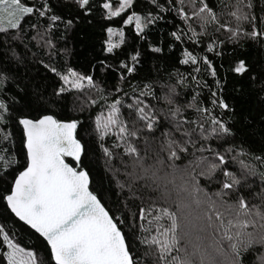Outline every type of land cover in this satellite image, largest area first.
<instances>
[{
  "label": "snow or ice",
  "instance_id": "obj_1",
  "mask_svg": "<svg viewBox=\"0 0 264 264\" xmlns=\"http://www.w3.org/2000/svg\"><path fill=\"white\" fill-rule=\"evenodd\" d=\"M146 2L151 10L142 13L136 10L138 0H102L98 5L94 0H68L74 16L63 19L52 13L48 0H40L38 6L26 5L22 0H0V32L25 31L22 21L36 15L37 23L30 25L32 34L27 38L51 57L56 49L52 32L61 24L65 31L71 29L75 19L89 16L99 7L104 19L119 18L115 22L133 26L135 37L146 40V29L161 18L159 13L169 10L161 0ZM167 2L172 4L173 0ZM190 4L194 9L191 15L185 11L184 0H179L175 11L186 23L193 17L199 20V32L188 24L187 39L193 44L203 42L209 25L227 33L229 42L246 38L264 44V14H254L253 0H235L228 12L231 20L223 22L206 0H190ZM220 4L229 7L224 0ZM40 18H46V27L39 25ZM104 30L107 38L102 51L112 54L118 65L99 61L101 72H118L111 93H106L92 74L71 67L61 72L41 60L43 67L58 78L59 87L47 97L33 92L27 99L25 89L17 84L19 93L24 94L18 99L19 93L9 94L15 77L7 68L0 70V179L14 171L12 180L0 192V200L50 249V256L37 259L0 227V237L7 246L3 259L7 264H264V156L253 157L259 170L238 159L247 153L237 152L230 144L234 133L224 117L231 118L236 112L223 95L224 84L213 62L183 49L179 63L196 66L193 73H200L202 63L215 87L193 74V82L208 88L209 102L204 104L197 94L181 100L178 89L189 86L183 74L170 73L171 83L162 77L133 83L141 52L126 54L120 60L117 50L125 44L124 27L108 26ZM170 36L182 41L183 30L173 31ZM148 48L152 53L163 51L151 43ZM205 50L222 55L213 37H208ZM12 56L17 63H23L15 51ZM33 59H38L36 54ZM228 72L243 77L251 68L245 60L237 59ZM251 79L255 81L256 77ZM259 91L264 92V75L260 77ZM72 92L80 94L78 100L84 96L81 104L101 108L94 120L98 148L118 194H123L127 216L117 214L121 212L119 204L117 212H112L90 190V171L84 163L86 148L77 133L79 121L62 119L54 111L58 100ZM21 100L26 102L21 104ZM18 105L37 115L17 111ZM11 124L17 126L18 135L10 130ZM109 139L111 146L107 145ZM17 140L22 153L15 151ZM230 157L238 161L239 175L230 170ZM249 177L260 179L259 192L248 183ZM210 185H215L214 191L208 190Z\"/></svg>",
  "mask_w": 264,
  "mask_h": 264
},
{
  "label": "trees",
  "instance_id": "obj_2",
  "mask_svg": "<svg viewBox=\"0 0 264 264\" xmlns=\"http://www.w3.org/2000/svg\"><path fill=\"white\" fill-rule=\"evenodd\" d=\"M48 2L52 13L62 15L63 19L74 16V11L68 6V0H48ZM101 2L102 0H94L97 5ZM206 2L221 17V22L231 20L228 12L232 10L231 5L235 3V0H224V4H228L229 7H224L220 4V0H206ZM22 3L29 6H38L40 0H22ZM161 3H164L169 10L159 13L161 18L146 29V40H140L135 37L133 26H123L122 22H115L119 18H115L114 21L104 19L103 10L99 7L94 8L89 16H81L75 19L71 29L65 31L63 24H61L52 32V39L56 44V49L51 57H49L46 50L38 49L35 42H30L27 38L29 34H32L30 25L37 23L38 18L36 15L26 17L22 21L25 31L9 29L7 32H0V70L7 68L10 71V75L15 77V83L9 86V94L19 93V88L16 87L17 84H19L20 88L25 89L28 94L27 99L32 98L33 92L37 96L43 94L47 97L52 93L53 88L59 87L58 78L43 67L41 60L43 63L56 67L61 72L65 71L67 67H71L78 72L92 74L100 82L105 92L111 93L116 86L118 72H114L112 69L101 72L99 61L105 60L106 63L113 64L116 67L118 65L112 54H106L102 51L103 41L107 38V33L104 29L108 26L114 28L124 27L125 44L121 45V49L117 50L119 59L123 60L126 54L134 53L137 50L141 52V62L137 65L138 75L136 80L132 81L133 83L148 82V79H161V77L164 81L171 83L172 81L168 80V75L179 72L186 77V82L189 85L187 88L178 89L181 92V100H188L193 94H197L204 104H208V88L198 86L191 80V75L194 74L198 80L206 81L209 87L212 88L215 87L214 80L205 72L202 63L200 65V73H193V68L196 66L190 64L181 65L179 59L183 49L187 48L193 54L207 56L213 62L218 76L224 84L223 95L236 112V115L231 118H229V115L224 117L229 121L234 133L233 138L230 139V144L237 152L243 151L247 153V155H242L238 159L244 160L245 163L256 165L259 170V165L253 160V157L264 156V104L261 103V97H264V92L259 91L260 77L264 75V44L246 38L229 42L227 33L216 31V25H209L207 29L208 36L202 38V43L193 44L187 39V36L190 35L188 24H191L199 32V20L195 17L191 18L188 23L182 20L175 11V8L179 7V0H173L172 4H168L167 0H161ZM217 5L220 6L218 7ZM262 5H264V0H253L254 14L257 17L264 14L261 12ZM183 6L185 11L191 15L194 9L190 4V0H184ZM136 10L143 13L151 10V6L147 4L146 0H138ZM154 14L156 13L154 12ZM232 24L235 26V21H232ZM39 25L46 27V18H40ZM244 27L247 28V25H244ZM178 29L183 30L184 38L182 41H174L170 36L171 32ZM13 36H24L25 38L23 40H14L12 39ZM208 37H213L217 40L218 50L222 53L221 56L206 52ZM219 41H224V43L220 44ZM148 43L161 47L163 51L161 53H152L148 48ZM26 44L28 45L27 49L25 48ZM170 44L171 48H169ZM13 51L22 57V64L17 63L13 59ZM33 54H36L38 59H33ZM237 59L245 60L251 68V72L243 77L229 73L230 65ZM253 76L256 77L255 81L251 79ZM125 91H128L127 87H125ZM157 94H159L158 89ZM23 95V93H19L18 99ZM78 95L80 94L75 92L65 93L58 100L54 111L62 119L74 118L79 121L77 133L78 138L82 139L86 148L84 163L90 171V190L97 193L105 206L112 212H117L119 204L121 212L117 214L127 216V212L123 210V194H118V189L112 180L111 173L106 171L102 153L98 148L94 131V120L101 108L99 105L90 106L86 102L81 104L80 100H83L84 96H80V100H78ZM91 95L93 98L96 97L95 92ZM25 102L26 100H21V104ZM81 108L83 109L82 111ZM17 111L24 112L27 115H37L36 111L21 108L19 105L17 106ZM122 111L125 110L122 109ZM10 130L14 133V136L18 135L15 124L10 125ZM111 143L112 141L109 139L107 145L111 146ZM212 143L215 146L216 142L212 141ZM225 147H228V145H225ZM15 151L17 153L23 152L18 140L15 144ZM235 154V152L232 153V155ZM19 159L23 163L24 156L21 154ZM229 168L236 171L238 175L241 171L238 161H231V157L229 158ZM13 174L14 171L0 179V192H3L7 182L12 180ZM248 183L254 191L259 192L261 181L258 177H249ZM201 185L205 186L202 178ZM208 190L214 191L215 185L208 186ZM253 202L259 203V200L254 199ZM136 203L139 204V201ZM143 207L147 208L148 205L145 204ZM132 211L135 212L136 208L132 207ZM131 222L129 217V223ZM136 223L139 224V221L137 220ZM0 227L5 229V232L14 243L19 244L26 251H32L37 259H45L50 256V249L47 247V243L38 234L18 221L7 208L6 202L2 200H0ZM124 231L125 233L128 232L127 226L124 227ZM6 250L7 246L4 244L2 237H0V264H7V261L3 259V252Z\"/></svg>",
  "mask_w": 264,
  "mask_h": 264
},
{
  "label": "water",
  "instance_id": "obj_3",
  "mask_svg": "<svg viewBox=\"0 0 264 264\" xmlns=\"http://www.w3.org/2000/svg\"><path fill=\"white\" fill-rule=\"evenodd\" d=\"M10 210V209H9ZM11 212V211H10ZM13 214V213H12ZM13 216L18 220V221H20L22 224H24L25 226H27L29 229H31V227L30 226H28V225H26L23 221H21V220H19V218L18 217H16L14 214H13ZM33 232H35V230L34 229H31ZM36 233V232H35ZM36 234H38V233H36ZM39 235V234H38ZM42 238V237H41ZM43 239V238H42ZM44 240V239H43ZM45 241V240H44ZM46 242V241H45ZM47 243V242H46Z\"/></svg>",
  "mask_w": 264,
  "mask_h": 264
},
{
  "label": "rangeland",
  "instance_id": "obj_4",
  "mask_svg": "<svg viewBox=\"0 0 264 264\" xmlns=\"http://www.w3.org/2000/svg\"><path fill=\"white\" fill-rule=\"evenodd\" d=\"M5 26H7V22L6 21H5ZM114 39H117V38L114 37Z\"/></svg>",
  "mask_w": 264,
  "mask_h": 264
}]
</instances>
